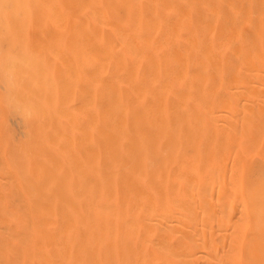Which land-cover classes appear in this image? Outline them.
<instances>
[{"label":"bare ground","instance_id":"obj_1","mask_svg":"<svg viewBox=\"0 0 264 264\" xmlns=\"http://www.w3.org/2000/svg\"><path fill=\"white\" fill-rule=\"evenodd\" d=\"M51 1L0 50V264H264V0Z\"/></svg>","mask_w":264,"mask_h":264},{"label":"rangeland","instance_id":"obj_2","mask_svg":"<svg viewBox=\"0 0 264 264\" xmlns=\"http://www.w3.org/2000/svg\"><path fill=\"white\" fill-rule=\"evenodd\" d=\"M44 1L47 2L49 0H47V1L44 0ZM44 1H42V0L41 1H39V0H13V1L12 0H0V12H2V14L0 13V16H1L0 17V43L2 42L0 44V50L6 51V53H4L5 56H8L7 51L8 52L10 51L11 53L10 52L9 53L11 55H14V56H19L20 53H21L20 56L21 55L23 56L24 53H22V51L25 52V55H31V53H34L33 56H37L39 54L38 52L41 51L40 50L41 48L39 47V45H40V42L43 41L42 38H44V40L46 39V42L44 41L41 44H43V43L46 44L50 40V39L48 40V38H51V41H52L53 37H51V36L54 35L53 29L55 30L52 23L56 19L55 15H54L56 11L54 12V10H52V13H51L50 12L51 9L49 10V8L44 10V6H46ZM51 2L50 3L47 2L48 3L47 6L51 5L52 7L51 6L50 7L53 9V8H55V6H53L55 4H53V2L52 3ZM56 2L54 0V3H56ZM8 9H9V11H8ZM48 10L50 13L48 12ZM55 10H57V8H55ZM12 13L14 15H12ZM47 13H49V15L52 14V15H50L51 17H53V16L55 17V19L53 18L54 20L51 19L52 23L50 22L51 23L50 27H48L47 25L48 24L50 25V23L48 22V20H49L48 18H51V17H48V15H46ZM38 14H39V16H37ZM36 20H38V21L36 22ZM44 21H46V22H44ZM46 23H48V24L46 25ZM54 24H56V23L54 22ZM47 27L50 30L52 29V32L50 30H47L48 29ZM44 28L47 31L46 34L48 33V31H50V33L53 35H51V34L49 35V33H48L47 35H49V36H48V38H46V34L44 33V31H45ZM13 29H15V30L17 29L18 32L20 31V34L17 32V30L15 32H13L14 31ZM10 30H12V31H10ZM42 33H44L45 35ZM18 36H20V37H18ZM18 38H20V40ZM40 46L42 47V46H44V44L40 45ZM19 47H21V48H19ZM1 56H3V55H1ZM1 106L5 108L4 109L5 112H6V110H8V109H6V104L1 103ZM4 118L6 120H8L10 123H12V126L14 128H15L14 123L19 121V119H20L17 114L12 113V112H6L4 115Z\"/></svg>","mask_w":264,"mask_h":264}]
</instances>
